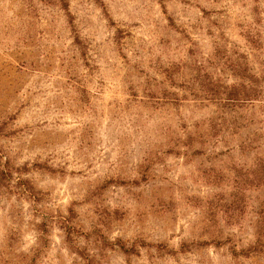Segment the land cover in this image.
Listing matches in <instances>:
<instances>
[{
    "label": "rangeland",
    "instance_id": "rangeland-1",
    "mask_svg": "<svg viewBox=\"0 0 264 264\" xmlns=\"http://www.w3.org/2000/svg\"><path fill=\"white\" fill-rule=\"evenodd\" d=\"M263 75L264 0H0V264H264Z\"/></svg>",
    "mask_w": 264,
    "mask_h": 264
},
{
    "label": "trees",
    "instance_id": "trees-1",
    "mask_svg": "<svg viewBox=\"0 0 264 264\" xmlns=\"http://www.w3.org/2000/svg\"><path fill=\"white\" fill-rule=\"evenodd\" d=\"M264 75L263 77L252 76L250 78V87L244 95L228 93L223 100L231 105H240V103L260 102L262 111L264 112ZM259 97V98H258ZM245 172H264V159L257 160L256 166H251Z\"/></svg>",
    "mask_w": 264,
    "mask_h": 264
}]
</instances>
